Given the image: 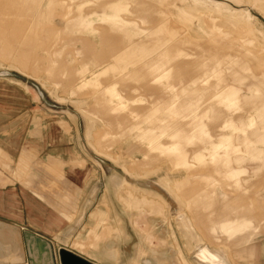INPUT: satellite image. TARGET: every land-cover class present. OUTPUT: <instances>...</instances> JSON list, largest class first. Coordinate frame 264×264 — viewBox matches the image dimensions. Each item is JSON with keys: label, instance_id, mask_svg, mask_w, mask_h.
Here are the masks:
<instances>
[{"label": "rangeland", "instance_id": "obj_1", "mask_svg": "<svg viewBox=\"0 0 264 264\" xmlns=\"http://www.w3.org/2000/svg\"><path fill=\"white\" fill-rule=\"evenodd\" d=\"M187 217L228 264H264V0H0V225L213 264Z\"/></svg>", "mask_w": 264, "mask_h": 264}, {"label": "crops", "instance_id": "obj_2", "mask_svg": "<svg viewBox=\"0 0 264 264\" xmlns=\"http://www.w3.org/2000/svg\"><path fill=\"white\" fill-rule=\"evenodd\" d=\"M52 233L33 228L21 219L15 226L0 225V264H64L61 257L63 248L90 264H111L86 253V246L81 239H75L74 247L67 241L56 239Z\"/></svg>", "mask_w": 264, "mask_h": 264}, {"label": "bare ground", "instance_id": "obj_3", "mask_svg": "<svg viewBox=\"0 0 264 264\" xmlns=\"http://www.w3.org/2000/svg\"><path fill=\"white\" fill-rule=\"evenodd\" d=\"M239 22H241V21H239ZM243 22V21H242ZM244 24H246V26L248 27V30H250V32H252L253 31V27H252V25L250 24V22L248 23V21H245L244 22ZM54 95H56V94H54ZM80 105H82V104H80ZM84 106V105H83ZM85 114H86V112H84ZM92 125V124H91ZM94 126H95V124H94ZM93 126V127H94ZM90 129H91V127H90ZM90 129H89V131H90ZM91 140V139H90ZM100 152V151H99ZM101 153V152H100ZM114 160H116L119 164H123V163H121L120 161H118V159L117 158H113ZM125 163V162H124ZM123 166V165H122ZM124 166H125V164H124ZM125 169L129 172L130 170H128L129 168H127V167H125ZM131 172V171H130ZM131 173H133V172H131ZM165 178V177H164ZM123 178H121V180H122ZM120 180V181H121ZM164 180V179H163ZM168 180V179H167ZM123 181H125L124 179H123ZM162 181V180H161ZM128 182V181H127ZM129 183V182H128ZM121 184H123V183H121ZM131 184V183H130ZM166 187H167V189H169L172 193H174L175 195H176V197L181 201V203H182V199L180 198V196L178 195V194H176V191H175V189H174V187L172 186V183L170 182V180L169 181H167V183H163ZM132 185V184H131ZM122 186H125V185H122ZM133 187V186H132ZM136 188V187H135ZM138 188V187H137ZM136 188V189H137ZM140 189V188H139ZM143 190H145V189H143ZM148 192H150L149 190H147ZM157 193L158 192H156L155 193V191H153V194L155 195V196H157ZM151 194V193H150ZM152 195V194H151ZM161 196V195H160ZM162 199H163V197H161ZM164 200V199H163ZM165 202V201H164ZM167 203V202H166ZM167 205H168V203H167ZM169 206V205H168ZM184 218V217H183ZM179 220H181V219H179ZM179 224H180V226H181V228L183 229V233H184V235L187 237V246L189 247V249H192L198 242H201V236L200 235H198V234H196V232L192 229V227H191V223H190V220H189V218L187 217V218H185L184 220H182L181 222H179ZM2 225V224H1ZM192 231V232H191ZM188 232L190 233H192V237H190L189 235H188ZM204 242V241H203ZM194 249H196V251H197V255H198V257L199 258H201L202 260H205V261H207V262H211V263H213V264H228L227 263V261L225 260V259H223V258H219V257H217L208 247H206L205 245H203V244H197V246L194 248Z\"/></svg>", "mask_w": 264, "mask_h": 264}, {"label": "water", "instance_id": "obj_4", "mask_svg": "<svg viewBox=\"0 0 264 264\" xmlns=\"http://www.w3.org/2000/svg\"><path fill=\"white\" fill-rule=\"evenodd\" d=\"M61 257L64 264H78V263L90 264L89 261H87L86 259L64 248L61 249Z\"/></svg>", "mask_w": 264, "mask_h": 264}]
</instances>
